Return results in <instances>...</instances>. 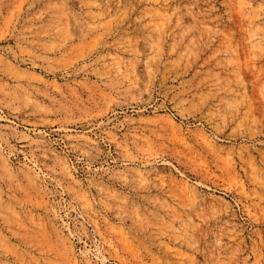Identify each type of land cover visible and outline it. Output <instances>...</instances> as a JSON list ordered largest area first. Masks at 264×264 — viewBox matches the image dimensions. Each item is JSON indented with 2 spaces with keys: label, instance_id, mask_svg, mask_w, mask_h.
Returning <instances> with one entry per match:
<instances>
[{
  "label": "rangeland",
  "instance_id": "1",
  "mask_svg": "<svg viewBox=\"0 0 264 264\" xmlns=\"http://www.w3.org/2000/svg\"><path fill=\"white\" fill-rule=\"evenodd\" d=\"M0 264H264V0H0Z\"/></svg>",
  "mask_w": 264,
  "mask_h": 264
}]
</instances>
